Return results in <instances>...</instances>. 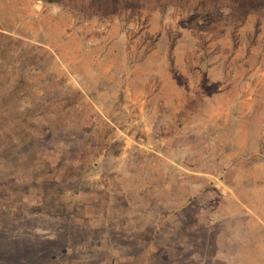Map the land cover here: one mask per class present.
<instances>
[{
  "label": "rangeland",
  "instance_id": "rangeland-1",
  "mask_svg": "<svg viewBox=\"0 0 264 264\" xmlns=\"http://www.w3.org/2000/svg\"><path fill=\"white\" fill-rule=\"evenodd\" d=\"M241 1L0 13V264H260L219 255L243 233L222 219L215 248L225 195L187 172L233 137L206 123L264 107V7L241 19Z\"/></svg>",
  "mask_w": 264,
  "mask_h": 264
},
{
  "label": "crops",
  "instance_id": "crops-1",
  "mask_svg": "<svg viewBox=\"0 0 264 264\" xmlns=\"http://www.w3.org/2000/svg\"><path fill=\"white\" fill-rule=\"evenodd\" d=\"M18 1L19 4L16 5ZM30 1L0 0V13L14 12L17 8L21 10L22 7L30 6ZM171 85L175 87V84ZM184 111L186 110L183 109L182 112L186 114ZM239 111L245 118L239 123L214 121L206 123L204 127L205 133L210 125L213 126L214 131L224 128L233 129V137L228 142L229 147H226L227 152L218 158L211 157L210 163L203 169L199 168L196 171L189 169L187 172L190 174L189 178L205 182H210V178H214V182H218L214 184V188L219 190L220 195H225L223 203L219 201L217 205L214 204L212 237L215 248L216 241L217 248H220V242L225 240V237L222 238V219L229 220L233 227H240L243 233L240 239H237L244 241L237 248L240 249L238 254L223 250L219 255L229 258L234 256L249 258L251 263L254 262L255 257L260 264H264V107L259 106L253 97L248 95L239 102ZM191 113L190 110L187 111L189 120L193 116ZM258 114L261 115V119ZM254 117L258 119L253 120ZM223 143L227 144V142ZM182 188L189 189L187 185ZM206 231L205 228L203 232ZM215 258L218 259L216 256Z\"/></svg>",
  "mask_w": 264,
  "mask_h": 264
},
{
  "label": "trees",
  "instance_id": "trees-1",
  "mask_svg": "<svg viewBox=\"0 0 264 264\" xmlns=\"http://www.w3.org/2000/svg\"><path fill=\"white\" fill-rule=\"evenodd\" d=\"M258 1L262 2V4H260L259 6L263 8L264 7V0H257V2ZM241 5H242V7L244 9L243 12H242V16H241L242 17L241 19H243L247 13H249L250 11L253 12L254 4H253V2L251 0H242L241 1Z\"/></svg>",
  "mask_w": 264,
  "mask_h": 264
}]
</instances>
